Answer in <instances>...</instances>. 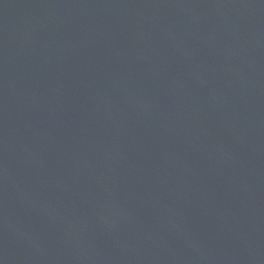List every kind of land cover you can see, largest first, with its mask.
I'll return each instance as SVG.
<instances>
[{"label": "water", "instance_id": "95a60500", "mask_svg": "<svg viewBox=\"0 0 264 264\" xmlns=\"http://www.w3.org/2000/svg\"><path fill=\"white\" fill-rule=\"evenodd\" d=\"M0 264H264V0H0Z\"/></svg>", "mask_w": 264, "mask_h": 264}]
</instances>
